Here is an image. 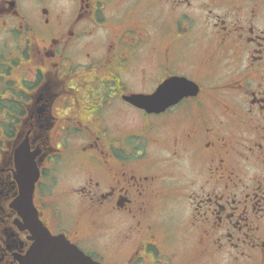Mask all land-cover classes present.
I'll return each instance as SVG.
<instances>
[{"label":"flooded vegetation","instance_id":"af4514ba","mask_svg":"<svg viewBox=\"0 0 264 264\" xmlns=\"http://www.w3.org/2000/svg\"><path fill=\"white\" fill-rule=\"evenodd\" d=\"M23 143L41 220L95 260L264 264V0H0V264L32 243Z\"/></svg>","mask_w":264,"mask_h":264},{"label":"water","instance_id":"95a60500","mask_svg":"<svg viewBox=\"0 0 264 264\" xmlns=\"http://www.w3.org/2000/svg\"><path fill=\"white\" fill-rule=\"evenodd\" d=\"M128 99L137 106L149 112L162 111L174 102L176 97H169L165 86L161 85L155 93L133 94ZM36 154L39 150L35 151ZM18 165V181L20 195L14 205L23 217L25 227L32 233L33 243L21 264H102L83 252L64 235H53L45 226L34 205L33 194L35 182L38 181L40 171L35 168L28 153V146L24 143L16 151Z\"/></svg>","mask_w":264,"mask_h":264},{"label":"rangeland","instance_id":"374dc122","mask_svg":"<svg viewBox=\"0 0 264 264\" xmlns=\"http://www.w3.org/2000/svg\"><path fill=\"white\" fill-rule=\"evenodd\" d=\"M69 140L73 144H77V143L82 141V139H69ZM59 165H61V164H59ZM73 169H74V167L72 165H64L63 167H61L58 170L59 171L58 175L61 176L62 183L59 185V187L57 189H66L68 184L70 182H72L73 179H77L78 178V177H75L76 174H74ZM59 183H60V181H59ZM75 206L77 207V205H75ZM177 214H178V211H173V215L174 216H177ZM113 221L114 220H110L109 221V226L107 227L106 235L101 238V242L103 244H109L112 240H114V236L117 234V232L119 230V227L117 225L114 226V224H113L114 222ZM117 236H116V238H117ZM105 264H115V263H105Z\"/></svg>","mask_w":264,"mask_h":264}]
</instances>
